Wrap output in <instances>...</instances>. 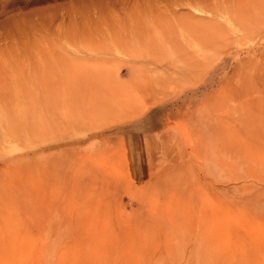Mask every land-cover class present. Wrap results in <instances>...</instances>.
I'll use <instances>...</instances> for the list:
<instances>
[{
  "label": "rangeland",
  "instance_id": "obj_1",
  "mask_svg": "<svg viewBox=\"0 0 264 264\" xmlns=\"http://www.w3.org/2000/svg\"><path fill=\"white\" fill-rule=\"evenodd\" d=\"M249 61L264 0H0V264H264V125L208 126Z\"/></svg>",
  "mask_w": 264,
  "mask_h": 264
},
{
  "label": "bare ground",
  "instance_id": "obj_2",
  "mask_svg": "<svg viewBox=\"0 0 264 264\" xmlns=\"http://www.w3.org/2000/svg\"><path fill=\"white\" fill-rule=\"evenodd\" d=\"M229 29L230 31L234 30L232 28ZM216 32L219 34L225 33V30L220 26ZM157 55L155 54V56ZM153 60H157V58L153 57ZM192 61L194 60L192 59ZM249 62L242 68H235L232 77L222 89L221 97H219L222 101L218 103L220 113L213 114L210 118L212 122L208 124L213 130L230 133L233 136L238 135L243 138V135L245 136L243 134L244 131L249 137V132H255V129L256 132L258 130L260 132V127L264 125V118L262 116V114L264 115V72H262V69L257 68V63ZM248 67L251 69V73H248L249 75H242V71ZM155 83L158 88L163 82L162 79H158ZM223 111H227V113L223 114ZM262 131H264V128ZM227 137L229 138V136ZM61 260H63V256H60L58 264H62Z\"/></svg>",
  "mask_w": 264,
  "mask_h": 264
},
{
  "label": "crops",
  "instance_id": "obj_3",
  "mask_svg": "<svg viewBox=\"0 0 264 264\" xmlns=\"http://www.w3.org/2000/svg\"><path fill=\"white\" fill-rule=\"evenodd\" d=\"M146 128H147V127L139 128V130H133V129H132V130H129V129H128V130H125L124 132H125V133H129V132H130V133H133V136H134V135H142V136H143V134H144L145 131H146ZM146 163H147V162H146ZM139 167H140V166H139ZM139 167H136V168L134 167L133 170H132L136 177H139L140 174H143V170H140V168L145 167V166L143 165V166H141L140 168H139Z\"/></svg>",
  "mask_w": 264,
  "mask_h": 264
}]
</instances>
